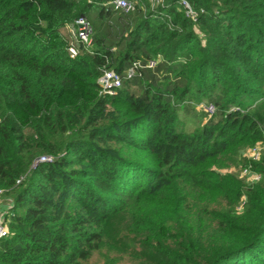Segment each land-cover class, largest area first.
I'll list each match as a JSON object with an SVG mask.
<instances>
[{"label":"trees","instance_id":"obj_1","mask_svg":"<svg viewBox=\"0 0 264 264\" xmlns=\"http://www.w3.org/2000/svg\"><path fill=\"white\" fill-rule=\"evenodd\" d=\"M110 1L0 0V264H264V0H189L195 21L180 0ZM202 102L216 111L187 131Z\"/></svg>","mask_w":264,"mask_h":264},{"label":"built area","instance_id":"obj_2","mask_svg":"<svg viewBox=\"0 0 264 264\" xmlns=\"http://www.w3.org/2000/svg\"><path fill=\"white\" fill-rule=\"evenodd\" d=\"M153 4L163 3L164 0H150ZM181 6L184 8L185 13L192 20H196L198 12L193 7L189 0H180ZM110 4L115 10L130 13L136 11L138 8V0H111ZM82 27V29H81ZM67 30L69 32L72 43L80 42L90 50L93 37L95 34V29L93 23L84 17L77 18L75 20V26L67 25ZM69 51L72 57L78 54V48L75 44L69 47ZM163 60V55L161 53L152 56L146 60H136L133 62L132 66L126 72V78H130L141 72L143 68H155ZM124 81V76L114 69H105L102 75L98 78V83L101 87V92L105 94H115L119 88L122 87ZM202 110L212 115L216 111V105L214 103L202 102L198 105ZM263 151V144L257 143L250 149V152L245 154L248 158L258 161L261 158ZM52 158L49 156L40 157L35 161V166L38 162L51 161ZM241 176L246 177L248 182H254L261 179V174L253 171L250 167H246L241 171ZM23 179V178H22ZM21 182V179L17 181ZM4 190L0 189V242L10 234L9 216L13 207V201L5 203L3 201ZM243 208V203L238 207L239 210Z\"/></svg>","mask_w":264,"mask_h":264},{"label":"rangeland","instance_id":"obj_3","mask_svg":"<svg viewBox=\"0 0 264 264\" xmlns=\"http://www.w3.org/2000/svg\"><path fill=\"white\" fill-rule=\"evenodd\" d=\"M107 28H109V27H107ZM163 58H164V56H163ZM202 111L205 112L204 110H202L200 107L197 106L196 114L195 113L194 114H184L182 111L180 112L181 118H182V120L184 122V128L187 131H192L195 128L202 126V124L204 123L202 121V115L204 116ZM255 145H248V146L244 147V149L242 150L243 154L244 155L245 154L248 155V153L250 152V149H252V147L255 146ZM232 170H234V169H232ZM223 171H228V170L224 169ZM240 176H241V173H240ZM3 201L8 204V202L10 201V198L4 196ZM242 210H243V208L241 210H239V211H242Z\"/></svg>","mask_w":264,"mask_h":264},{"label":"water","instance_id":"obj_4","mask_svg":"<svg viewBox=\"0 0 264 264\" xmlns=\"http://www.w3.org/2000/svg\"><path fill=\"white\" fill-rule=\"evenodd\" d=\"M81 29H82V27H81Z\"/></svg>","mask_w":264,"mask_h":264}]
</instances>
